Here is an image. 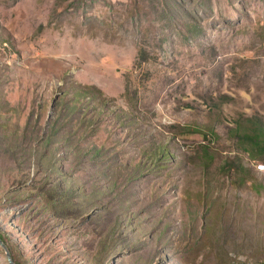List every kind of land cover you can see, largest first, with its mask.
I'll return each mask as SVG.
<instances>
[{"label": "rangeland", "instance_id": "rangeland-1", "mask_svg": "<svg viewBox=\"0 0 264 264\" xmlns=\"http://www.w3.org/2000/svg\"><path fill=\"white\" fill-rule=\"evenodd\" d=\"M248 116L264 0H0L13 261L264 264V154L231 132Z\"/></svg>", "mask_w": 264, "mask_h": 264}, {"label": "trees", "instance_id": "trees-1", "mask_svg": "<svg viewBox=\"0 0 264 264\" xmlns=\"http://www.w3.org/2000/svg\"><path fill=\"white\" fill-rule=\"evenodd\" d=\"M85 93V91H84ZM83 95V93L81 92ZM247 124L239 123L236 121L235 126L231 129L234 135H237L240 140V148L244 154H246L250 159L261 158L264 154V120L257 116H248L244 120ZM226 164L223 166L224 169L231 170L238 169L240 166L242 170H249L244 166V163L238 157L237 159L227 157ZM237 165V166H236ZM0 237L4 239L3 235L0 233Z\"/></svg>", "mask_w": 264, "mask_h": 264}, {"label": "water", "instance_id": "water-1", "mask_svg": "<svg viewBox=\"0 0 264 264\" xmlns=\"http://www.w3.org/2000/svg\"><path fill=\"white\" fill-rule=\"evenodd\" d=\"M0 245L2 246V248H3L4 251H5V254H6V256H7V260H8V262H9V264H16V263L13 261L12 257H11V252H10L9 248H8L7 245L3 242V240H2L1 237H0Z\"/></svg>", "mask_w": 264, "mask_h": 264}]
</instances>
